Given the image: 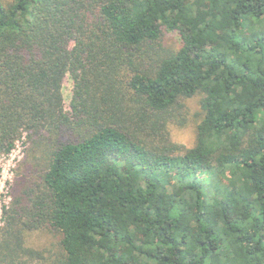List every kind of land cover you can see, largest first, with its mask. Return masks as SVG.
Returning a JSON list of instances; mask_svg holds the SVG:
<instances>
[{
  "label": "trees",
  "instance_id": "obj_1",
  "mask_svg": "<svg viewBox=\"0 0 264 264\" xmlns=\"http://www.w3.org/2000/svg\"><path fill=\"white\" fill-rule=\"evenodd\" d=\"M24 139L0 264H264V0H0Z\"/></svg>",
  "mask_w": 264,
  "mask_h": 264
},
{
  "label": "rangeland",
  "instance_id": "obj_2",
  "mask_svg": "<svg viewBox=\"0 0 264 264\" xmlns=\"http://www.w3.org/2000/svg\"><path fill=\"white\" fill-rule=\"evenodd\" d=\"M179 42L178 35L172 33L167 35V43L168 44H177ZM64 99H65V106L67 109L70 107V102L72 99L73 94V81L70 77H67L64 83L63 88ZM190 109H189V118L194 123V120L197 114L200 111L198 100L194 99L190 102ZM193 124L179 128V127H172V135L173 139L183 144L187 147H192L194 144L195 136H194V128L192 127ZM27 141L24 139L23 141L19 142L16 149L8 156H0V216L2 217V211L4 205H10L12 196L11 190L14 184L18 165L24 160L26 155L27 149ZM2 221L0 222V229L2 228ZM44 240L39 237L38 244L45 245ZM46 248V247H45ZM44 248V249H45Z\"/></svg>",
  "mask_w": 264,
  "mask_h": 264
},
{
  "label": "built area",
  "instance_id": "obj_3",
  "mask_svg": "<svg viewBox=\"0 0 264 264\" xmlns=\"http://www.w3.org/2000/svg\"><path fill=\"white\" fill-rule=\"evenodd\" d=\"M2 216H3V211H2ZM2 221V225H3V220L2 217L0 216V222Z\"/></svg>",
  "mask_w": 264,
  "mask_h": 264
}]
</instances>
